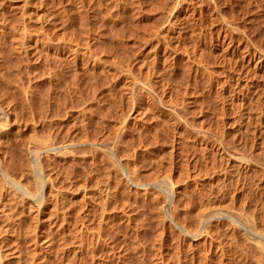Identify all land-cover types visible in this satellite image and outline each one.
<instances>
[{"label": "rangeland", "instance_id": "1", "mask_svg": "<svg viewBox=\"0 0 264 264\" xmlns=\"http://www.w3.org/2000/svg\"><path fill=\"white\" fill-rule=\"evenodd\" d=\"M243 45L264 54V0H0L4 264H257L237 222L216 217L197 238L174 225L196 229L209 208L255 222L264 202V71L240 70ZM32 141L60 149L38 156V205L2 174L36 190ZM226 155L243 164L222 178Z\"/></svg>", "mask_w": 264, "mask_h": 264}, {"label": "bare ground", "instance_id": "2", "mask_svg": "<svg viewBox=\"0 0 264 264\" xmlns=\"http://www.w3.org/2000/svg\"><path fill=\"white\" fill-rule=\"evenodd\" d=\"M237 47V46H236ZM235 48V47H234ZM238 48V47H237ZM47 49V48H46ZM234 50V49H233ZM252 50V49H251ZM250 49H248L246 46H244L243 45V47H242V49H241V47L239 48V49H237V51L239 52V54L236 52V48H235V54H238V56H239V59L238 60H240V68H242L243 67V64H245V66L246 65H248V66H246V69H247V67H248V69L249 70H252L253 72V74H255V72L256 73H259V71H264V54L263 53H261L260 51L258 52V51H256V50H253V51H251ZM45 52V51H44ZM48 52V51H47ZM236 55H235V59H236ZM238 58V57H237ZM233 59V58H232ZM234 59V60H235ZM233 60V61H234ZM236 61V60H235ZM239 63V62H238ZM238 63L236 64H234V65H238ZM244 66V67H245ZM236 67V66H235ZM237 68V67H236ZM235 68V69H236ZM239 68V67H238ZM245 69V68H244ZM248 69L246 70V72H245V74H247V71H248ZM233 70V69H232ZM240 70H243V68L242 69H240ZM234 71V70H233ZM238 71H239V69H238ZM243 72V71H242ZM250 72V76H252L251 75V71H249ZM235 73H237V71H235ZM239 73V75H238V77H237V80H235V83H233V81H232V83H233V86H235V87H237L238 88V90L239 91H241L240 90V88H241V83H240V76L242 75V73H241V71H239L238 72ZM262 73V72H261ZM249 74V73H248ZM247 74V76H249ZM260 75V74H259ZM263 75H264V73H263ZM233 76V75H232ZM246 76V75H245ZM244 77L245 78V80H247L246 82L248 83V86H250V87H248V88H252V87H255V85H256V83H254V82H257L256 80L254 81V80H250V78H248V77ZM261 76V75H260ZM259 76V77H260ZM242 77H243V75H242ZM255 77V75H253V78ZM234 78H236V75L234 76ZM258 78V77H257ZM242 79V78H241ZM252 79V78H251ZM231 80V79H230ZM254 81V82H253ZM133 83H132V88L134 89L135 88V90H137L136 88H138V89H140V88H142V87H144L145 86V88L146 89H148L147 87H146V83H141L140 81L138 82L137 80L136 81H132ZM143 82V81H142ZM245 82V81H244ZM229 83H230V81H229ZM259 83V82H258ZM149 84V83H148ZM147 84V85H148ZM230 85V84H229ZM258 85V84H257ZM131 86H129V88H131ZM151 86V85H150ZM231 86V85H230ZM232 86V87H233ZM247 86V85H246ZM245 86V87H246ZM259 86V85H258ZM258 86H256V89H257V87ZM149 87V86H148ZM228 87V86H227ZM234 87V88H235ZM240 87V88H239ZM244 87V88H245ZM132 88H131V90H132ZM229 89H230V87H228ZM248 88L246 87V89L248 90ZM143 89V88H142ZM227 89V88H226ZM233 89V88H232ZM249 89V91L251 92L252 90H250ZM134 90V91H135ZM144 90V89H143ZM235 90H236V88H235ZM130 91V90H129ZM227 91V90H226ZM233 91V92H232ZM232 91H230V92H232V93H238L237 91H234V90H232ZM246 91V90H245ZM229 92V94L231 95V93ZM247 92V91H246ZM249 92V93H250ZM133 93V92H132ZM131 93V94H132ZM240 93V92H239ZM238 93V94H239ZM245 93V92H244ZM226 94H228V93H226ZM229 94L227 95V96H229ZM252 94V93H251ZM233 95V94H232ZM231 95V98L229 99L230 100V103L231 102H233V100H234V98H233V96ZM242 95H243V92H242ZM245 95H246V93H245ZM253 95V94H252ZM158 96V95H157ZM235 96H237V95H235ZM240 96H241V94H240ZM242 97V96H241ZM240 97V98H241ZM245 97V96H244ZM159 98V97H158ZM229 98V97H228ZM240 98H237L238 99V101L240 102L241 100L243 101V99L241 98V100H239ZM3 100V99H2ZM156 101H158V100H156ZM235 101H236V99H235ZM234 101V102H235ZM242 101H241V103H240V106L242 105ZM227 102V101H226ZM237 102V101H236ZM3 103V102H2ZM165 103V102H164ZM238 103V102H237ZM245 102H243V104H244ZM159 104V103H158ZM0 105H2V104H0ZM164 105V104H163ZM165 105H167L166 103H165ZM228 105V104H227ZM230 105V104H229ZM4 106V105H3ZM158 106V105H157ZM168 106H170V105H168ZM2 107V106H1ZM5 107V106H4ZM230 107H231V105H230ZM154 108V107H153ZM167 108V107H166ZM2 109L3 108H0V116L2 115V113L5 111V109H4V111H2ZM156 109H157V107H156ZM161 109H162V107H161ZM170 111V110H169ZM175 112V111H174ZM7 112H5V114H6ZM166 113V112H165ZM172 114V113H171ZM246 114V113H245ZM257 114H259V113H257ZM167 115H169V114H167ZM262 114H260V116H261ZM6 116H8L7 114H6ZM6 116H2V118H7ZM1 118V119H2ZM247 118H249V116L247 117ZM257 118H258V115H257ZM256 118V119H257ZM260 119H261V117H259ZM3 120V119H2ZM248 120V119H247ZM3 121H5V120H3ZM2 121V122H3ZM245 121H246V118H245ZM258 121V123H259V120H257ZM13 122V121H12ZM11 122V123H12ZM187 122V121H186ZM188 123V122H187ZM257 123V124H258ZM186 124V123H185ZM261 124H262V119H261ZM259 125V124H258ZM189 126H190V124H189ZM188 126V127H189ZM15 127V126H14ZM256 127H257V125H256ZM190 128V127H189ZM191 129V128H190ZM2 130H4V129H2ZM5 132V131H4ZM257 134L259 135V137H261L260 135H263L264 134V124H262V125H260V126H258L257 127ZM263 137V136H262ZM258 138V137H257ZM262 140V138H259V141H261ZM33 142V141H32ZM38 142H36L35 143V141L33 142V143H30V145H29V147L27 148V150H28V154L27 155H29V158L31 159V161H32V163H33V166H31L32 167V173H33V176L35 177V179H36V186H37V188H36V190H29V189H27L20 181H18V180H16V179H14V178H12V177H10V176H8V175H6L7 173L4 171V173H2L3 174V179H4V181L5 182H7V183H9L15 190L14 191H19L20 193H21V195H23L22 197H25V199H27L28 201H30L31 203H34L35 205H38L39 203H40V199H41V197L42 196H44L42 193H44L43 192V189H44V187H45V178L43 177V172L41 171L42 169L41 168H39V166H38V163H37V160H39L38 159V156H40V153L41 152H50V151H56V150H58L59 149V147H54V145H50L49 143H47V144H49V145H47V144H45V145H41L40 143H38ZM46 143V142H45ZM73 143V142H72ZM101 143V142H100ZM43 144V143H42ZM52 144H54V143H52ZM78 144V143H77ZM77 144L76 143H73V144H71L72 146H77ZM105 144V143H104ZM259 144V143H258ZM257 144V145H258ZM262 144V143H261ZM71 146V147H72ZM111 146V145H110ZM110 146H108L107 144L106 145H103V151L105 152V153H107V155L109 156V157H111L113 160H115V162L114 163H116L118 166H120L119 164L121 163V161L119 162V161H117L116 159H114V152L112 153V148L110 147ZM258 146H260V144L258 145ZM257 146V147H258ZM102 147V146H101ZM63 148V147H62ZM70 148V147H69ZM258 148H261V147H258ZM262 148H263V145H262ZM261 148V149H262ZM73 149H74V147H73ZM60 150V149H59ZM68 150V149H67ZM66 149H65V151H67ZM70 150H71V148H70ZM258 150V149H257ZM260 150V149H259ZM261 152H262V150H260ZM58 152V151H57ZM223 152H225V151H223ZM225 153H227V152H225ZM225 153H223V154H225ZM227 156V159L228 160H226V161H229L227 164L229 165V169L230 170H228V171H224L223 173H222V178L223 177H226V176H228V175H233V174H235L236 172H239V170L241 169V166H242V164H243V161H242V159L243 158H237V157H235V156H231V155H226ZM225 157V156H224ZM110 158V159H111ZM245 159V158H244ZM40 161V160H39ZM119 162V164L117 163V162ZM247 161V159L244 161V165H246V162ZM256 163H257V161H255ZM40 164V163H39ZM243 165V166H244ZM248 165V164H247ZM257 165V167L258 168H260V170H261V174L264 176V160H262L261 162H259V163H257L256 164ZM255 165V166H256ZM124 166V165H123ZM122 166V167H123ZM0 167H1V165H0ZM121 167V168H122ZM125 167V166H124ZM248 167V166H247ZM116 168H117V166H116ZM119 168V167H118ZM257 168V169H258ZM1 169V168H0ZM3 170V169H2ZM259 170V169H258ZM259 170V171H260ZM121 171V170H120ZM122 171H123V173H125L126 175H127V178L129 179V181L131 182V184L132 185H134V186H140V184L139 183H136L135 181V179L133 180V178L130 176V175H128L127 174V172H125V170H124V168L122 169ZM0 172H3V171H0ZM0 176H2L1 174H0ZM262 183V182H261ZM152 184V183H151ZM150 184V185H151ZM155 186H157L158 188H161L165 193H166V196H165V194H164V197H166V198H164V199H166V205H168V204H170V202H171V200H172V198H173V194H174V191H173V187H172V185H171V181L168 179V177H162V178H159L158 180H156L154 183H153ZM9 185V186H10ZM262 185V184H261ZM10 186V187H11ZM154 186V187H155ZM11 187V188H12ZM157 187H155V188H157ZM261 187V189H262V186H260ZM263 187H264V185H263ZM12 188V189H13ZM45 190V189H44ZM264 190V189H263ZM162 191V192H163ZM163 192V193H164ZM260 192H262V190H260ZM18 193V192H17ZM20 193H18L19 195H20ZM20 195V196H21ZM264 200V199H263ZM262 201V200H261ZM259 202H260V200H259ZM264 203V202H263ZM263 203H261V204H259V206H258V208H257V210H255L254 211V213H252L251 214V217H253V219H254V221L255 222H253L252 221V219L251 218H249V217H246V216H244L242 213H237L236 212V214H234V213H232V212H230V211H225V212H220L221 210H219V209H216V208H209V209H203L202 211H200L201 213L198 215L199 217L197 218L198 219V221H197V223H198V225H197V227H195L196 229H186L185 230V228H183V226H180V225H178L177 223H174V225H176V227L181 231V232H183V233H185L187 236H189L190 238H194V237H196L197 235H199L200 233H201V230H202V228H203V226L205 225V224H207L208 222H210L211 220H213L214 221V218H216V217H219L220 219H221V217L220 216H222L226 221L227 220H229L230 222L231 221H233L234 222V224H235V222H237L238 224H239V226H241L242 227V229L244 230H242L243 232H244V234H245V237H246V239L248 240V242H246V244L248 243L250 246V248L253 250V248H254V250L256 251V256L255 257H257V261H258V263L257 264H264V206H263ZM165 205V206H166ZM167 208V207H166ZM169 208V207H168ZM167 208V209H168ZM165 209V208H164ZM169 210V209H168ZM167 210V211H168ZM164 211H166V210H164ZM166 211V213H168ZM167 216L169 217V215L167 214ZM235 218H237V219H235ZM223 219V220H224ZM212 221V222H213ZM221 221H222V219H221ZM216 222V221H215ZM196 223V224H197ZM224 223V222H223ZM195 224V225H196ZM226 224V223H225ZM228 224H229V226H230V223L228 222ZM232 224V223H231ZM234 224H232V225H234ZM235 226H238V225H235ZM234 227V226H233ZM204 228H205V226H204ZM238 229H239V227H238ZM204 231V230H203ZM203 231H202V233H203ZM182 233V234H183ZM200 234V236L201 235H203V234ZM206 233V232H205ZM204 233V234H205ZM243 234V233H242ZM243 234V235H244ZM198 237V236H197ZM196 237V238H197ZM244 238V237H243ZM245 239V238H244ZM196 240V239H195ZM218 239H216V241H217ZM219 240H220V237H219ZM218 240V241H219ZM221 241V240H220ZM225 240H223L222 242L224 243H220L219 244V254H220V256H221V259L223 258V257H225L226 259H227V256H228V251H229V248H231L230 246H228V244H225V242H224ZM219 243V242H218ZM226 243H228V242H226ZM228 246V251H227V247L226 246ZM230 245V244H229ZM253 247V248H252ZM1 249V248H0ZM233 250V249H232ZM255 251H254V253H255ZM2 253H3V251H2ZM1 253V251H0V264H4V262H3V259L5 258H3L2 259V254ZM5 253H3V255H4ZM218 254V255H219ZM224 258V259H225ZM232 259L231 257H228V259L227 260H230V259ZM236 259V258H235ZM223 260V259H222ZM232 260H234V259H232ZM221 260H220V258L218 259V262H220ZM235 261V260H234ZM226 260L224 261V262H220V264H226ZM233 261H231V263H232ZM228 263V262H227ZM231 263H228V264H231Z\"/></svg>", "mask_w": 264, "mask_h": 264}]
</instances>
